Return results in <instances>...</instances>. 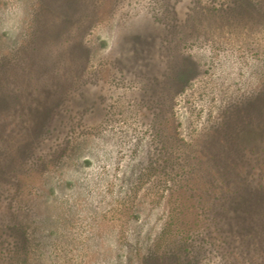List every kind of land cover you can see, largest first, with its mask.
<instances>
[{"label":"rangeland","instance_id":"obj_1","mask_svg":"<svg viewBox=\"0 0 264 264\" xmlns=\"http://www.w3.org/2000/svg\"><path fill=\"white\" fill-rule=\"evenodd\" d=\"M262 95L264 0H0V264H264Z\"/></svg>","mask_w":264,"mask_h":264},{"label":"trees","instance_id":"obj_2","mask_svg":"<svg viewBox=\"0 0 264 264\" xmlns=\"http://www.w3.org/2000/svg\"><path fill=\"white\" fill-rule=\"evenodd\" d=\"M259 100V99H258ZM260 100H264V95H262L261 97H260ZM256 105H257V102H252V107H253V109H255L256 108ZM46 114V113H45ZM167 257H166V261H172L173 260V255L171 254V253H169V254H165Z\"/></svg>","mask_w":264,"mask_h":264}]
</instances>
